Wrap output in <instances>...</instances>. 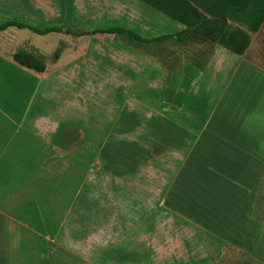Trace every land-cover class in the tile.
Listing matches in <instances>:
<instances>
[{
    "label": "crops",
    "instance_id": "obj_1",
    "mask_svg": "<svg viewBox=\"0 0 264 264\" xmlns=\"http://www.w3.org/2000/svg\"><path fill=\"white\" fill-rule=\"evenodd\" d=\"M154 2L175 16L144 0H102L111 25L93 29L156 37L198 23L193 7L208 16L191 0ZM134 43L172 46L178 67L223 68L224 54L235 58L216 107L235 108L245 92L264 98V69L244 54L198 41ZM11 91L0 92V264H228L252 252L261 225L249 197L264 173V132L213 123L211 109L190 138L192 115L177 107L167 119L152 116L151 131L161 136L149 149L142 124L117 126L95 142L96 126L80 128L78 109L58 119L16 107Z\"/></svg>",
    "mask_w": 264,
    "mask_h": 264
},
{
    "label": "rangeland",
    "instance_id": "obj_2",
    "mask_svg": "<svg viewBox=\"0 0 264 264\" xmlns=\"http://www.w3.org/2000/svg\"><path fill=\"white\" fill-rule=\"evenodd\" d=\"M110 13L104 10L102 0H0V21L17 18L37 26L65 24L90 30L111 25L107 21ZM134 42L126 35L75 36L63 30L41 36L28 29L8 27L0 32V80L9 79V84L0 86V92L12 94L14 90L16 107L26 104L32 112L40 109L58 119L71 107L78 109L80 128L96 126L89 133L95 142L108 138L117 126L142 124L143 145L149 149L151 139L161 136L151 131L152 116L159 112L167 119V112L177 107L186 108L192 115V131L186 133L190 138L211 109H216L213 123L224 126L239 121L250 126L257 137L264 132V98L252 100L245 92L247 99L233 101L235 108L226 107L225 101L215 106L232 73L233 67L228 64L234 65L235 58L224 54L223 68L178 67L173 56L181 52L173 51L172 46L162 50ZM57 48L61 49L60 56L53 59ZM20 49L42 55L46 70L36 73L16 63L12 54ZM243 57L264 69V21L250 33V45ZM103 118L111 120L102 122ZM83 134L78 137L80 144L87 141L86 132ZM63 141L70 142L71 137L66 135ZM157 149L161 148L154 145L153 150ZM254 188L249 212L260 222L258 239L252 252H238L236 260L228 264H264V173Z\"/></svg>",
    "mask_w": 264,
    "mask_h": 264
},
{
    "label": "trees",
    "instance_id": "obj_3",
    "mask_svg": "<svg viewBox=\"0 0 264 264\" xmlns=\"http://www.w3.org/2000/svg\"><path fill=\"white\" fill-rule=\"evenodd\" d=\"M148 4L158 7L154 0H144ZM197 4L208 16L202 15L198 9L192 8L196 15H200V21L195 25L174 33L156 37H143L132 30L123 27L98 28L92 30L75 29L69 25H42L37 26L25 20L11 18L0 21V32L8 27L28 29L34 34L46 35L62 32L75 36H92L96 33L127 34L135 41L151 43L156 41L172 40L178 43L187 41L217 43L236 55H242L250 44V32H256L264 21V0H191ZM173 16L174 14L158 7ZM175 16V15H174ZM237 25H232L230 22ZM246 27V29L244 27ZM61 49L57 48L53 59L59 58ZM13 60L19 65L36 73H43L46 68V60L33 50L20 49L12 54ZM255 188L250 193V199Z\"/></svg>",
    "mask_w": 264,
    "mask_h": 264
}]
</instances>
